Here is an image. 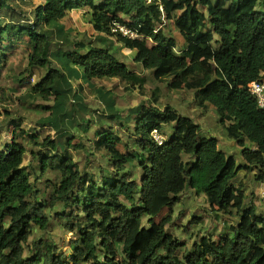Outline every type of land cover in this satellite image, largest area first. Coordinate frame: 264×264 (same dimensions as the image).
<instances>
[{
  "label": "trees",
  "instance_id": "16d2710c",
  "mask_svg": "<svg viewBox=\"0 0 264 264\" xmlns=\"http://www.w3.org/2000/svg\"><path fill=\"white\" fill-rule=\"evenodd\" d=\"M20 4L30 10H18ZM84 9L96 45L72 41L70 32L52 26ZM116 25L136 37L122 35ZM169 27L173 33L166 35ZM112 39L150 75L119 61L110 51ZM19 53L22 75L41 78L31 88L34 99L54 104L44 108L49 116L36 123L38 131L17 125L12 142L0 147V264H264V213L254 194L248 198L244 184L235 183L241 174L264 183V111L247 91L251 82H264V0H0V73ZM102 80L130 89L155 80L191 94L240 149L238 162L219 149L218 138L199 135V127L173 107L147 100L122 116L103 88L96 90L105 104L96 123L111 122L108 130L96 131L87 146H71L65 134V140L48 136L38 143L40 131H59L56 118H68L63 105L70 82H81V89ZM19 137L48 147L36 162L41 173L56 172L60 181L46 200L39 178L26 173L27 149L15 143ZM70 147L86 150L107 168L81 170ZM133 170L140 171L137 178ZM186 188L202 194L211 212L234 220L218 237L205 232L180 256L183 247L167 226ZM46 208L76 235L67 261L50 242L29 243L35 229L46 230Z\"/></svg>",
  "mask_w": 264,
  "mask_h": 264
},
{
  "label": "rangeland",
  "instance_id": "374dc122",
  "mask_svg": "<svg viewBox=\"0 0 264 264\" xmlns=\"http://www.w3.org/2000/svg\"><path fill=\"white\" fill-rule=\"evenodd\" d=\"M20 8L30 10L29 7H24L21 4L18 5V10L22 11ZM86 12L87 10L85 9L70 11L63 21L58 24H52V26L59 27L63 32H70L71 35L69 37L72 41L90 39L96 45L95 39L97 36L92 30L90 19ZM170 28L165 30L164 33L166 35L173 33V31L169 30ZM175 35L180 47L182 40L177 33ZM112 40L113 46L110 51L119 61L125 63L137 73H143V76L150 75L149 72H143L138 65H135L132 53L117 44L115 39ZM149 44H151L150 41ZM22 55L24 54L19 53L14 61L12 59L13 62L11 61L6 69L0 73V147L12 142L13 130L17 125H20V129L25 132L38 131V129L33 130L36 127V123L49 116V112L44 108H50L54 104L53 99L48 102H43L39 98L34 99L35 95L31 92V88L38 84L41 78L34 73L22 75L25 68L24 60L20 59L19 62H16L17 58H21ZM23 79L25 82L21 83ZM78 84H81V82H70V90L66 89L68 93L65 96V105L63 106L69 114L68 118H66L67 120L64 119L61 122L56 118V125L59 124L60 130L47 132L48 128H45L38 134V143L43 142L48 136L52 140L55 138L64 139L62 135L65 134L69 140L72 139L71 146L78 143L87 146L88 140L91 141L89 138L94 139L93 135L96 131L108 130L112 126L111 122L104 121L102 127H99L96 123L101 122L100 115L103 116L102 111L105 110L103 107L105 104L98 96L96 90L103 88L111 91V99L114 102V106L121 112L122 116H126L130 109H134L141 102L147 100L162 109L166 106L173 107L179 114L191 119L199 127V135L218 138L219 149L226 156H233L237 162L239 160L240 149L234 144L232 145V142L224 137L221 129L216 126V120L212 118L213 116L198 108L193 102L192 95L187 92L171 88L170 85H168L170 87L168 89L166 83L155 80H147L142 89L140 87L130 89L129 86L117 81H93L92 86L88 87L83 84L81 89L77 87ZM155 98L157 102L154 101ZM13 120L16 123H13ZM89 123H91V126L86 129L85 124ZM74 125H76L77 131L72 129ZM15 143L23 144L26 147L27 154L24 158L26 173L32 178L35 176L39 178L38 189L41 192L42 199L46 200L54 191V185H58L60 181V177L56 172L47 169L41 173V168L36 162V157L44 155L48 147L39 148L38 146L26 144L20 137L15 140ZM57 150L59 151L60 148L58 147ZM132 150L135 151L136 149L133 148ZM68 153L72 154L74 162L79 165L81 170L98 173L99 169L107 168L106 163L97 160V158L92 159L86 150L75 151L73 147H70L68 148ZM33 167L35 168L32 170ZM134 171L136 172L134 173ZM139 172V170H133L135 178L138 177ZM239 182L244 184L248 198H251L252 194H254L251 199L258 202L259 209H264V203L258 197L260 184L254 182L253 175L250 174L245 178L243 177V179L242 175H240L235 180L236 184ZM177 198L178 202L172 209L173 216L171 217L173 222L167 226V231L182 245L183 250L181 249L177 252L180 256L184 249L191 247L192 241L205 235V232L215 234L218 237L222 234L224 226L234 220L232 216H221L219 213L217 216L214 212H211L205 197L190 188H186ZM45 212L49 220L46 230L35 229L29 239V243L39 240L50 242L58 248V253L65 256V261H67L70 255V241L76 238V235L68 233L57 219L51 218L52 213L48 208L45 209ZM166 215L167 210L163 211L159 218ZM155 218L157 219V217ZM26 252L27 254L29 253V251Z\"/></svg>",
  "mask_w": 264,
  "mask_h": 264
},
{
  "label": "built area",
  "instance_id": "2783aa9c",
  "mask_svg": "<svg viewBox=\"0 0 264 264\" xmlns=\"http://www.w3.org/2000/svg\"><path fill=\"white\" fill-rule=\"evenodd\" d=\"M115 29L118 30L124 36H128L130 38L136 37L134 34L130 33L128 30L123 27H120L119 25H116ZM247 91L256 99L259 108L264 111V82H251L247 86ZM151 136L159 146L164 144L163 137L157 131H153L151 133ZM259 196L260 199L264 201V183L262 185V189L260 190Z\"/></svg>",
  "mask_w": 264,
  "mask_h": 264
},
{
  "label": "crops",
  "instance_id": "0c3cea01",
  "mask_svg": "<svg viewBox=\"0 0 264 264\" xmlns=\"http://www.w3.org/2000/svg\"><path fill=\"white\" fill-rule=\"evenodd\" d=\"M206 114H208V113H206ZM210 115H212V114H210ZM212 116H213V115H212ZM212 118L215 120V118H214V117H212ZM216 126H217V124H216ZM217 127H218V126H217ZM230 142H231V141H230ZM233 144H234V143L232 142V145H233ZM241 175L243 176V174H241ZM243 177H244V176H243ZM254 193H255V192H254ZM254 203L257 205V208H258V207H259V204H258V202H256V201H255ZM258 210H259L261 213H262V212L264 213V209H262V208H261V209H259V208H258Z\"/></svg>",
  "mask_w": 264,
  "mask_h": 264
},
{
  "label": "clouds",
  "instance_id": "9594fccd",
  "mask_svg": "<svg viewBox=\"0 0 264 264\" xmlns=\"http://www.w3.org/2000/svg\"><path fill=\"white\" fill-rule=\"evenodd\" d=\"M192 99H193V98H192ZM193 102H194V100H193ZM152 132H153V131H152ZM262 185H263V183L260 184V189H259V193H258V197H259V198H260L259 195H260V190L262 189ZM263 203H264V201H263ZM262 213H263V212H262Z\"/></svg>",
  "mask_w": 264,
  "mask_h": 264
}]
</instances>
